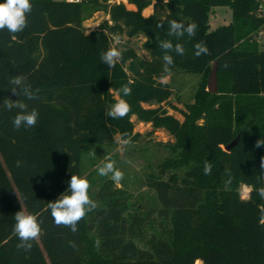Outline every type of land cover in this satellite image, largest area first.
<instances>
[{"label":"trees","instance_id":"1","mask_svg":"<svg viewBox=\"0 0 264 264\" xmlns=\"http://www.w3.org/2000/svg\"><path fill=\"white\" fill-rule=\"evenodd\" d=\"M127 2L135 9L115 0H31L27 27L15 34L0 31V264H264V199L256 191L264 186L260 168L264 146L254 147L264 139V49L256 39L264 29V3ZM150 5L153 12L143 15L144 8L151 11ZM218 5H230L233 20L209 31L211 10ZM87 6L104 8L112 23L104 19L85 33ZM173 19L185 25L195 22V36H170L168 21ZM115 32L129 38L144 36L150 58L127 47L121 50L122 59L109 68L101 53L111 47L110 34ZM163 40L185 49L183 55L170 53L171 74L202 78L184 121L161 106L142 105L160 104L171 94L169 85L161 82ZM199 42L208 53L196 57L194 46ZM214 66L217 93L207 90ZM17 75L26 77L33 99L11 92L9 80ZM125 84L132 89L127 97L120 93ZM111 89L131 105L122 119L104 115L115 102ZM6 98L23 100L29 110L36 108V126L15 129L12 119L19 110L4 108ZM228 107L231 119L225 116ZM133 115L176 137L167 145L174 156L160 165L167 177H148L160 202L159 215L167 224L164 235L147 239L146 249L136 242L145 238L144 217L110 180L97 192L102 204L79 221L75 233L57 226L47 207L66 192L71 175L82 177L84 143H112L115 135L136 137ZM205 162L212 166L209 175L204 174ZM241 184L251 187L248 199L240 197ZM20 210L34 214L42 230L30 251L17 247L13 216Z\"/></svg>","mask_w":264,"mask_h":264},{"label":"rangeland","instance_id":"2","mask_svg":"<svg viewBox=\"0 0 264 264\" xmlns=\"http://www.w3.org/2000/svg\"><path fill=\"white\" fill-rule=\"evenodd\" d=\"M115 1H123L126 7L130 9L133 7L127 0ZM147 14L146 8H144L143 15L146 16ZM104 19H108L112 23L109 14L104 8L95 10L92 7H85L83 17L85 33L97 28ZM232 20L233 12L230 5L214 6L209 16V31L220 25L229 24ZM110 37L111 47H117L120 50L131 47L141 57L150 58L149 53L143 47L144 36L129 38L124 33L115 32L110 34ZM256 39L259 47L264 49V29L256 33ZM201 79L200 74L172 73L168 75L166 82L171 89L169 98L160 104L142 103V105L153 108L161 106L167 114L173 115L179 121H184L185 113L190 112L191 106L196 101ZM110 92L113 93L112 95L115 99V102H111V105H113L121 98L112 89ZM225 110L227 111L225 116L227 119H231L229 107ZM131 120L134 122V134H136V137L126 147L122 148L119 144L120 138L118 135H115V140L112 143L90 141L84 143L82 178H86L90 183L89 196L95 202L96 207L102 204L97 200L96 195L105 180L112 181L116 187L122 188L129 195L130 202L133 203V206L137 208L138 213L145 220V238L137 239L136 242L141 248L146 249L147 239L164 235L167 224V221L159 215L160 202L156 191L148 183V177L153 174L156 176L162 175L164 178L167 177L168 174H161L160 165L167 158L174 156V153L167 145L175 143L176 137L164 127L154 128L151 122L140 121L136 115H133ZM199 122L202 123L203 120ZM109 159L115 161L116 168L123 173V180L120 182L113 181L111 174L109 176H100L98 174V168ZM179 173L182 174V171L179 170ZM245 185L247 184H241L239 188L242 199H248L250 196L251 187L248 185L249 187L244 188Z\"/></svg>","mask_w":264,"mask_h":264},{"label":"clouds","instance_id":"3","mask_svg":"<svg viewBox=\"0 0 264 264\" xmlns=\"http://www.w3.org/2000/svg\"><path fill=\"white\" fill-rule=\"evenodd\" d=\"M32 10L31 0H4L0 3V31L7 30L9 33L15 34L22 32L28 24V15ZM159 24L158 27H163ZM195 22L185 25L173 19L168 21V34L177 38L183 37L185 33L188 36H195L197 31ZM194 55L200 57L202 54L208 53V48L203 42L195 44ZM160 48L164 51L162 60L164 63L163 72L165 75L161 77V82L166 83L168 75L171 74V65L174 63L171 52L178 55H183L185 49L182 44L176 43L173 45L171 40L160 41ZM123 57L122 51L117 47H110L108 50L101 53V61L109 68L115 67L116 63ZM226 67V66H225ZM11 85L10 90L13 94L27 99H33L34 94L30 84L26 82V77L17 75L9 80ZM120 93L123 97L130 96L132 89L128 84L121 87ZM3 107L9 111L13 108L19 111L12 119L13 127L19 130L22 126L33 128L36 126L39 119V111L36 108L28 109L23 100L18 99L13 102L10 99H5ZM131 111V105L124 98L119 99L116 103L104 113L106 117L112 119H122ZM127 134L121 137L119 144L123 147L131 144L130 138H124ZM264 146V139L256 141L254 147L260 148ZM17 167L20 166V161L16 162ZM211 164L205 162L204 174H211ZM260 168L264 170V157H261ZM100 176H109L115 182L123 180V173L115 166V161L109 159L106 163L98 168ZM90 183L86 178H82L76 174L71 175L68 181V189L61 194L56 200L48 202L47 207L50 209L51 216L57 226L69 228L73 233L78 231L77 225L89 211L96 207L95 202L89 196ZM258 195L264 199V186L256 190ZM14 232L17 234L20 243L17 245L26 251L32 248V241L37 240L41 234V227L37 217L34 214L26 213L23 210L16 212L13 216ZM97 246L99 240L96 241ZM69 246L75 248V242L69 241Z\"/></svg>","mask_w":264,"mask_h":264},{"label":"water","instance_id":"4","mask_svg":"<svg viewBox=\"0 0 264 264\" xmlns=\"http://www.w3.org/2000/svg\"><path fill=\"white\" fill-rule=\"evenodd\" d=\"M207 90L211 93H216L218 91L216 66L213 67V70L209 76ZM236 141H237V139H235L231 144H229L227 147H225V149L229 150L236 143Z\"/></svg>","mask_w":264,"mask_h":264},{"label":"built area","instance_id":"5","mask_svg":"<svg viewBox=\"0 0 264 264\" xmlns=\"http://www.w3.org/2000/svg\"><path fill=\"white\" fill-rule=\"evenodd\" d=\"M67 1H69V2H81L82 0H67ZM256 1H258V2H260V6H262V4L264 3V0H256Z\"/></svg>","mask_w":264,"mask_h":264},{"label":"crops","instance_id":"6","mask_svg":"<svg viewBox=\"0 0 264 264\" xmlns=\"http://www.w3.org/2000/svg\"><path fill=\"white\" fill-rule=\"evenodd\" d=\"M130 5H132L133 7L131 8V9H135V5L134 4H130ZM148 8H152L151 9V11H149V13L146 15V16H148V15H150L152 12H153V6L152 5H150V6H147Z\"/></svg>","mask_w":264,"mask_h":264}]
</instances>
